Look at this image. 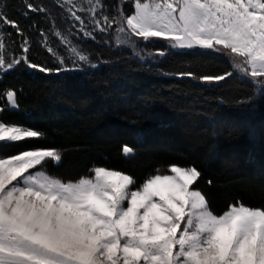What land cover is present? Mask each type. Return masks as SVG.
Masks as SVG:
<instances>
[{
	"label": "snow or ice",
	"instance_id": "obj_1",
	"mask_svg": "<svg viewBox=\"0 0 264 264\" xmlns=\"http://www.w3.org/2000/svg\"><path fill=\"white\" fill-rule=\"evenodd\" d=\"M56 2L79 22L84 37L95 39V32L115 26L117 45L135 47L133 37L156 38L171 48L223 52L243 77L264 87V0H130L132 14L125 15L121 7L115 16L104 13L102 0ZM24 4L26 17L28 11H46L28 0ZM4 26L24 36L0 6ZM53 34L69 53L62 56L41 31L42 46L59 65L55 69L29 59L26 36L22 55L8 53L0 31V77L22 62L45 74L71 70L65 67L69 59L74 66L95 67L68 36L59 30ZM178 75L197 79L191 72ZM231 75L198 79L212 83ZM0 97L9 110L18 109L15 90L6 89ZM42 137L40 131L0 120L2 143ZM122 153L130 157L134 150L125 145ZM62 159L61 151L44 148L0 157V264H264V208L237 201L214 213L206 195L193 187L202 176L195 166L172 165L171 174L158 172L133 187V176L103 166L75 181L45 170L48 161L59 166Z\"/></svg>",
	"mask_w": 264,
	"mask_h": 264
},
{
	"label": "trees",
	"instance_id": "obj_2",
	"mask_svg": "<svg viewBox=\"0 0 264 264\" xmlns=\"http://www.w3.org/2000/svg\"><path fill=\"white\" fill-rule=\"evenodd\" d=\"M28 2L47 12L28 11L26 17L24 0H0L24 32L20 36L7 26L6 44L18 55L26 36L29 59L55 69L59 65L39 44L53 2ZM102 3L114 15L121 7L124 14L133 10L128 0ZM82 47L99 66L45 74L21 63L0 77V93L13 89L19 102L17 110H9L0 97V120L43 133L39 139L0 143V154L57 149L61 163L50 161L47 168L55 176L76 180L103 166L130 174L136 186L158 169L195 166L202 176L193 186L206 195L214 213L237 201L264 208V89L235 73L220 82L198 79L232 73L227 56L171 48L166 57L147 63L111 48L110 42L86 40ZM187 72L197 79L178 75ZM125 145L134 155L124 156Z\"/></svg>",
	"mask_w": 264,
	"mask_h": 264
},
{
	"label": "rangeland",
	"instance_id": "obj_3",
	"mask_svg": "<svg viewBox=\"0 0 264 264\" xmlns=\"http://www.w3.org/2000/svg\"><path fill=\"white\" fill-rule=\"evenodd\" d=\"M128 1H130V0H128ZM52 2H53L52 7H54V9H53V11L52 10L51 11L48 10L49 27H48L47 32H44V34L48 37L49 44L53 48H55L62 56L67 57L69 55V53L65 50V46L61 45L59 38L56 37L53 34L54 30H59L64 35L68 36L69 39L72 41V43L74 45H76L84 54L88 55L89 57H90V55L82 47V42H84L86 40H93V41H95L97 43L98 42H103V43L110 42V45L112 46L111 48L114 47V48H116L118 50H125V51L129 52L132 56L138 58L139 60H141L143 62H147V63L148 62L149 63L158 62L162 58L166 57L167 54L169 53L170 49H171V47H169L167 41L162 40V39H156V38L152 39L151 41L156 42L158 45L164 46V48H162V49L153 48L152 45H148L147 44V43H149L151 41L144 42V41H142V40H140V39H138L136 37L132 38L133 42L135 44V47H133V43H124V44L117 45V42H116V35L117 34H116V31H115V26H113V28L111 30H109L108 32H103V33L98 32V31L95 32L94 33L95 39L84 37L83 33L79 32V22L72 20L70 18L69 13L66 11V8L60 7L59 4H57L56 0H52ZM76 2L79 5L80 3H85V0H76ZM0 6H1V4H0ZM85 6H86V4H85ZM41 7L46 9L43 6H41ZM132 9H133L132 10V12H133L134 11L133 6H132ZM103 11H104L105 14H107L109 16H115L114 14H111L108 11V9L104 6V4H103ZM132 12L129 13V14H125V15H130V14H132ZM78 14L81 15L82 17H84L85 18V22L87 23V14L83 13V12L78 13ZM6 28H7V26H4L3 28H0V31H3L5 33V35H4L5 44H6V41L9 40L8 39L9 38V34L6 33V31H4V30H6ZM89 30H91V25H89ZM28 40L30 42V39H28ZM42 40H43V37L40 36V40H39L40 46H42V44H41ZM10 45L11 44H9V45L6 44L8 53H10V54H12L14 56H20V55L23 54V49H21V48H20L21 49L20 50L21 51L20 54L17 55L15 53H13V51L11 50V49H13V47H12L13 45H11V46ZM161 50H163L165 52V55H158L157 54ZM209 51L215 52V53H218V54H223V55L227 56L230 59V62H231V57L229 55H227V54H225L223 52H219V51H213V50H209ZM137 53H139V55H137ZM49 55L51 56V54H49ZM9 58H11V57H9ZM90 60H91V64L95 65V67L99 66L100 63L94 62L91 57H90ZM65 67H67L68 69H89V68H94V67L90 66L87 63H80V64H77V65L74 66L73 61L70 60V59L66 60ZM233 73L239 75L242 78H246V77H243L242 74H240L234 68H233L232 74ZM257 87H259V90H263L264 89V87H261V86H257ZM0 143H2V142H0ZM16 154H18V153H16ZM16 154H12V155H16ZM12 155H2V154H0V157L7 158V157H10ZM49 162L50 161H48L45 164V170L48 173L52 174L47 169L48 165H49ZM169 167L158 169L157 171H155L150 176L158 174V172H159V174H171L169 172ZM91 174H89V175H91ZM52 175H54V174H52ZM63 180H65V179H63ZM65 181H69V180H65ZM71 181H75V180H71ZM137 186H139V185H137ZM137 186L134 185L133 187H137Z\"/></svg>",
	"mask_w": 264,
	"mask_h": 264
}]
</instances>
